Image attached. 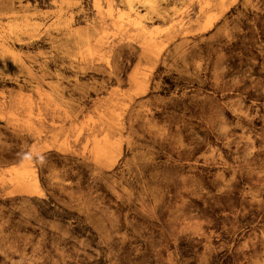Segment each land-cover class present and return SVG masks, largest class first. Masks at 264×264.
<instances>
[{
	"label": "rangeland",
	"instance_id": "374dc122",
	"mask_svg": "<svg viewBox=\"0 0 264 264\" xmlns=\"http://www.w3.org/2000/svg\"><path fill=\"white\" fill-rule=\"evenodd\" d=\"M0 264H264V0H0Z\"/></svg>",
	"mask_w": 264,
	"mask_h": 264
},
{
	"label": "bare ground",
	"instance_id": "6f19581e",
	"mask_svg": "<svg viewBox=\"0 0 264 264\" xmlns=\"http://www.w3.org/2000/svg\"><path fill=\"white\" fill-rule=\"evenodd\" d=\"M140 1H142V2H146V3H151V0H140ZM136 4H137V3H136ZM130 8H131L132 11L138 13L137 8H135L133 4H130Z\"/></svg>",
	"mask_w": 264,
	"mask_h": 264
}]
</instances>
